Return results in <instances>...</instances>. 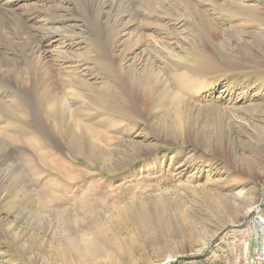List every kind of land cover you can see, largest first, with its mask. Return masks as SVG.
<instances>
[{"label": "rangeland", "instance_id": "obj_1", "mask_svg": "<svg viewBox=\"0 0 264 264\" xmlns=\"http://www.w3.org/2000/svg\"><path fill=\"white\" fill-rule=\"evenodd\" d=\"M32 1L31 11L24 4L16 13L28 19L23 37L40 45L35 57L45 51L48 65L59 56L75 62L98 37L81 10L91 0ZM100 12L114 55L124 56L128 74L132 67L138 80L151 78L156 95L137 102L117 92L118 103L126 101L123 114L95 113L89 105L77 122L90 128L83 126L84 136L71 146L44 114L41 127L33 117L15 120L0 109V128L9 124L34 143L11 149L0 137V162L4 150L16 162L6 161L0 174V264H40L23 244L42 243L47 251L91 238L94 216L109 224L119 207L136 215L137 201L155 227L162 219L156 204L167 203L171 217L136 264H264V0H117L115 9ZM125 14L133 27L126 30L125 20L118 31ZM57 29L61 34H51ZM10 46L0 45V55L19 52L17 40ZM75 63L95 89L109 78L91 62ZM109 79L107 95L115 85ZM84 101L75 100L71 110L80 111Z\"/></svg>", "mask_w": 264, "mask_h": 264}, {"label": "bare ground", "instance_id": "obj_2", "mask_svg": "<svg viewBox=\"0 0 264 264\" xmlns=\"http://www.w3.org/2000/svg\"><path fill=\"white\" fill-rule=\"evenodd\" d=\"M30 1L34 5L32 0H0V9L4 11L3 14H1L2 11H0V24L2 25V27H0V45L12 50L13 48H11L10 43L13 42L14 45V40H17L20 47L18 49L19 52L10 55L14 58L10 56L6 58L4 55H0V109L3 110L2 112H5L15 120L33 117V120L41 127L43 125L41 118L42 114H44V116L47 117L48 124H51L50 121H53L55 124H60V128H56L57 130L55 131L62 137L64 136L63 138L67 141L71 142V146L74 144L76 145L79 142V138L84 136L86 129H84L83 126L88 130L90 128V126L80 124L79 121L77 122L78 113L87 112L88 110H86V108H88L89 105L96 108L97 111H95V113L112 111L113 113L123 114L127 111L126 101L118 103L120 101L117 99V96H119L117 92L119 94H124L128 99H135L137 102L149 100L156 95V88L153 84V80L151 78L138 80L137 76L132 73V67L130 69L131 73L128 74L127 67L123 63L124 56L121 57V59L115 56L113 52V43L103 38L106 36V33L103 32L101 28L103 24L99 18L101 16L100 11L107 7L115 9L117 0H91L83 5L85 7L81 10L84 11L86 26H88L89 32L92 35L95 32V36L98 37L86 44V49H83L82 53L77 52L78 54L73 56L75 62L83 63L87 61L93 63L92 65L99 67L98 70L103 71L114 81L115 85H113V92L111 95L105 93V90L110 88L109 85L111 84V80L109 78H105L102 82L100 88H104V90H100V88L95 89V84L93 86L90 82L88 79L89 76L86 74L85 70L82 72L77 71L80 65L75 66L76 63L71 62V57H69L71 59L66 62L64 57L62 58L59 56L58 60L60 61L49 65L45 62L46 58L44 55H47L45 51L39 54V58L35 57L36 51L39 50L40 45L32 42L29 37H23L25 34H29L28 19H24V17L16 13V10L20 9V5L25 4L23 7L27 8L31 6L32 4L27 5ZM175 3L178 2L175 1ZM184 4H186L185 7L188 9V12L194 10V7L190 6L189 2H184ZM35 8L36 7L33 8L34 12L36 11ZM123 10L124 5H119L117 11L118 13L120 12L121 16L126 12ZM37 11L39 10L37 9ZM47 11L49 10L47 9ZM200 15L203 14L200 13ZM129 16L130 15L127 14L123 19L122 17L121 19L119 18L123 23H119L120 25L118 24V26L116 25L118 31H120L121 24L125 25L124 22ZM134 21L132 22L131 20L127 22L126 20V26H124L126 30L133 27ZM103 27L105 31V26L103 25ZM50 32L51 34L60 33L61 29L51 30ZM115 32L116 28L114 27L113 33L118 36L117 32ZM52 39L59 38L58 36H53L50 40ZM132 43L134 42L132 41ZM136 45L135 43L133 48H135ZM128 50V45H126L123 52L127 53ZM41 55L42 59L40 58ZM66 64H68V66H66ZM82 98H85V101L82 104L81 110H71L70 104ZM127 105L129 104L127 103ZM0 116H2L1 113ZM83 121L87 122L85 119H83ZM23 133L25 132L19 131L9 124L0 128L1 139H3V141L5 140L6 145L11 149H25L26 147H24V145L26 144H32L34 146L32 141L29 139L27 141V134L25 133L26 136H23ZM36 146L37 145H35V149H37ZM100 150L101 149H98V152L96 151L97 155L103 153V151L101 152ZM4 151L1 153V157L4 161L0 162V174L4 172L3 165L6 161H11L14 165L16 164L14 156ZM104 154L105 155L102 156L104 157V165H106L110 161L109 156L111 152L107 151V153L105 152ZM22 155L24 156L23 153ZM41 156L44 158V154L40 153V156H38L39 161L44 162ZM20 178L18 176V178L14 180L15 184L20 182ZM45 193H47V191ZM142 202L143 201L136 202L138 210L136 215L130 214L124 210V208H117L115 211L116 213L113 212L109 224H104L100 220L99 214L97 216L98 220H95L96 216H94L88 227L90 230L88 234L91 235V238L83 237L82 240L80 238L69 239L66 242V246L52 244L47 251L42 243H40V248L38 245L34 244L35 246L33 247L32 245L31 249V247H29L30 245L28 246L27 243L23 244V247L27 249L31 255V260H34V262L35 260L36 262L40 261V264H136L138 253L145 249L147 243L151 242L158 244L159 236H156V233L157 231L165 232L164 230L171 217V213L168 212L170 209L167 203L160 202L156 204L160 206L159 204L164 203L162 204L163 207L157 206L154 208V210L158 212L157 215L162 218H159L161 219L160 223L158 222V226L155 227L153 224L155 217H152L153 215L149 216V209L147 206H144ZM47 205L48 202L46 200L38 204L41 213L47 209ZM83 223L86 224L89 222L83 221ZM168 226H170V224Z\"/></svg>", "mask_w": 264, "mask_h": 264}]
</instances>
